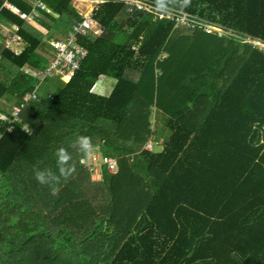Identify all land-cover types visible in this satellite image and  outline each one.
<instances>
[{
	"label": "trees",
	"instance_id": "trees-1",
	"mask_svg": "<svg viewBox=\"0 0 264 264\" xmlns=\"http://www.w3.org/2000/svg\"><path fill=\"white\" fill-rule=\"evenodd\" d=\"M138 1L157 10L101 4L102 34L79 38L89 69L40 91L12 133L0 117V264H264V55L176 20L186 13L264 42V0ZM37 2L58 16L39 10L42 36L5 8L30 13ZM78 3L0 0V20L17 24L24 44L15 54L0 43V102L33 91L53 42L84 20ZM106 48L115 55L102 68ZM101 74L115 80L110 95L95 92ZM80 136L117 171L103 165L94 181ZM153 137L163 149H147ZM61 147L75 171L52 195L35 171L56 172Z\"/></svg>",
	"mask_w": 264,
	"mask_h": 264
},
{
	"label": "built area",
	"instance_id": "built-area-1",
	"mask_svg": "<svg viewBox=\"0 0 264 264\" xmlns=\"http://www.w3.org/2000/svg\"><path fill=\"white\" fill-rule=\"evenodd\" d=\"M80 1V0H78ZM86 3H91L93 5V9L91 12L86 13L84 16V20L79 22L75 27L73 32L64 40L61 41H54L53 46L57 50V54L55 58H53L51 61L45 63L41 68L36 71V84L34 86L33 91L30 93H27L20 104L13 107L11 112V117H8L6 115H0L1 119H3L7 124L8 132L12 133L15 129V124H20L21 122V114L24 109L28 108L30 104L33 101L39 100L40 94V88L44 84L46 80H49L51 78H60L63 81L70 80L76 75V73L81 70L83 67L84 61L89 57V52H87L80 44H79V38L81 37H88L89 31L94 30L95 26L97 25L95 20V11L98 9V7L106 3L108 0H84ZM125 1L129 6H137L140 9H144L147 11H150L152 9H156L154 6L146 5V3L138 0H123ZM9 10L16 16L20 18L22 22L25 24L33 23L36 19L39 18V10H42L46 13H49L55 18H58V16L49 9L44 3L37 2L33 6V11L31 13H24L20 11L17 7L13 5H9ZM162 13V12H161ZM165 13V14H164ZM160 14V18L167 17L171 18L176 13L174 11L170 12H164ZM174 18V17H173ZM176 20L179 24L187 25L190 28H196V27H202L205 32H207L208 35H217L220 37H239V42L250 45L253 47L254 51L260 52L264 55V42H261L259 40L252 39L250 37H240L233 34L232 31H226L217 25H214L212 23H209L204 20H200L195 18L194 16H190L186 13H181V15L176 17ZM13 35H11L8 44L6 45L9 50L14 52L15 54H20V50L18 49V45L22 43L20 40L17 32L18 27H13ZM95 34L101 35L102 31L99 29L97 30L95 28ZM49 97L51 98L52 95L49 94ZM3 116L5 118H3ZM22 130L27 133L31 134L32 130L28 125H24ZM157 140V138H155ZM156 142L151 140L149 144L147 145V149L154 150ZM100 153L99 150H95L92 152L90 158L87 156L88 165L90 166V172L92 174V177L95 176V174L100 175L102 173V167L103 165H107V168L109 172H116L117 171V164L114 159L111 157H105L102 153ZM96 155H99L97 157Z\"/></svg>",
	"mask_w": 264,
	"mask_h": 264
},
{
	"label": "crops",
	"instance_id": "crops-1",
	"mask_svg": "<svg viewBox=\"0 0 264 264\" xmlns=\"http://www.w3.org/2000/svg\"><path fill=\"white\" fill-rule=\"evenodd\" d=\"M9 5H11V4H6L5 5V8H6V10H9ZM16 7V6H15ZM33 7V6H32ZM19 9V8H18ZM10 11V10H9ZM33 11V10H32ZM52 11V10H51ZM11 12V11H10ZM12 13V12H11ZM24 13H26V12H24ZM31 13V12H30ZM13 14V13H12ZM14 15V14H13ZM16 16V15H15ZM6 22V23H5ZM5 22H3V20H0V43H2L3 42V39L5 40V38H7V36L9 35V32H13L14 31V29H13V27L14 26H17L18 27V25L17 24H15L14 22H11V21H8V23H7V21H5ZM24 25L26 26V27H30L31 29H34L36 32H38V34L40 35V36H42V35H44L45 34V32L43 31V30H41V29H39L36 25H33V23H29V24H25L24 23ZM95 28L98 30L99 28H98V26L96 25L95 26ZM94 28V29H95ZM17 34H18V32H17ZM3 38V39H2ZM2 39V40H1ZM18 49L19 50H21L22 51V49H23V47H24V44H23V42L21 43V44H19L18 46ZM21 51H20V53H21ZM109 49H103V51H102V57H100V54H98L97 52H96V57L99 59V62L98 63H100V66L103 68V67H106L108 64H109V61L110 60H112V57L113 56H109V53H111L112 55H115V52L114 51H109ZM49 61H51V59H49V60H46V61H44V63H47V62H49ZM86 61H87V59L84 61V64H83V66L85 67V68H88L89 69V67H90V65H86L85 66V64H86ZM69 81L68 80H66V81H63V80H61V79H59L58 81H53V83H51V82H47L44 86H43V91H44V93L45 92H54L56 89H58V88H62V87H64L67 83H68ZM114 84H115V80L114 79H112V78H109V77H107V76H105V75H103V74H101V75H99L98 77H97V80H96V89H95V92L97 93V94H100V95H105V96H107V95H110V93L112 92V90H113V87H114ZM17 102H18V100H17V98L16 97H13L12 95H9L8 97H6V98H4V99H2L1 100V102H0V108L2 109V110H6V111H9L10 109H12V107H14V106H16L17 105ZM158 146L159 147H161L162 149L164 148V147H162L161 145H160V141H158ZM93 178V177H92ZM93 180L94 181H97V180H95L94 178H93ZM100 180V179H99Z\"/></svg>",
	"mask_w": 264,
	"mask_h": 264
},
{
	"label": "clouds",
	"instance_id": "clouds-1",
	"mask_svg": "<svg viewBox=\"0 0 264 264\" xmlns=\"http://www.w3.org/2000/svg\"><path fill=\"white\" fill-rule=\"evenodd\" d=\"M75 144L80 146V150L84 152L87 156L92 154V141L90 137L80 136L77 138ZM57 156V170L53 172L51 169L40 171H35L36 180L42 184L47 185L51 188V194L56 195L58 189L55 187V184L58 183L60 177L67 180L69 179L74 171V166L70 165L71 155L63 147L59 148L56 152Z\"/></svg>",
	"mask_w": 264,
	"mask_h": 264
},
{
	"label": "rangeland",
	"instance_id": "rangeland-1",
	"mask_svg": "<svg viewBox=\"0 0 264 264\" xmlns=\"http://www.w3.org/2000/svg\"><path fill=\"white\" fill-rule=\"evenodd\" d=\"M93 5H91V3H86L84 0H80L79 1V3H78V8L80 9V10H82L83 11V13H89V12H91V10L93 9ZM158 12H160V11H158ZM162 13H164V12H162ZM161 13V14H162ZM165 14V13H164ZM99 30V29H98ZM11 35H13V32L11 31V32H9V35L7 36V38H5V40L3 39V42H2V44L7 48V42L9 41V39H10V37H11ZM1 39V40H2ZM8 49V48H7ZM21 51V50H20ZM14 53V52H13ZM109 56L111 57V56H113L111 53H109ZM60 78H51V79H49V80H46L45 82H44V84L41 86V88H40V91H41V93L43 94V86L47 83V82H51V83H53V81H58ZM9 111H11V110H9ZM154 117H153V126H154V128H155V131L157 132V131H159V129L161 130V129H163V122H162V120H163V116H162V114L160 113V111L158 110H155L154 111V115H153ZM3 118H5L4 116H3ZM155 138L156 137H153L151 140H153L154 142H156V144L155 145H157V144H159L156 140H155ZM165 138V137H164ZM164 142H165V140L162 138L161 140H160V145L162 146V147H164ZM156 150H160L159 148H157ZM98 154H100V153H98ZM97 157H99V155H96ZM89 158H90V156H89ZM87 164H88V160H87ZM95 180H99L101 177H100V175H99V173L98 174H95V176L93 177Z\"/></svg>",
	"mask_w": 264,
	"mask_h": 264
},
{
	"label": "bare ground",
	"instance_id": "bare-ground-1",
	"mask_svg": "<svg viewBox=\"0 0 264 264\" xmlns=\"http://www.w3.org/2000/svg\"><path fill=\"white\" fill-rule=\"evenodd\" d=\"M104 31V30H103Z\"/></svg>",
	"mask_w": 264,
	"mask_h": 264
}]
</instances>
